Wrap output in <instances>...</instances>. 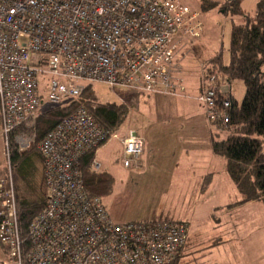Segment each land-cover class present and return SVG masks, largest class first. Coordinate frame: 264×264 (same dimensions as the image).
Returning a JSON list of instances; mask_svg holds the SVG:
<instances>
[{
  "label": "built area",
  "instance_id": "built-area-1",
  "mask_svg": "<svg viewBox=\"0 0 264 264\" xmlns=\"http://www.w3.org/2000/svg\"><path fill=\"white\" fill-rule=\"evenodd\" d=\"M202 32L200 13L186 0H0V128L7 168L0 177V244L10 264L175 263L187 239L186 221L117 222L103 199L85 190L82 155L116 133L109 135L82 106L40 139L35 123L43 102L58 105L78 95L82 80L131 93L182 94L177 73L191 48L183 37L196 40ZM209 77L196 99L209 122L226 123L228 115L214 107L215 75ZM118 141L121 164L136 166L143 139L130 130ZM35 144L44 205L22 236L11 151L12 145L27 151ZM92 168L98 169L95 159Z\"/></svg>",
  "mask_w": 264,
  "mask_h": 264
},
{
  "label": "rangeland",
  "instance_id": "rangeland-1",
  "mask_svg": "<svg viewBox=\"0 0 264 264\" xmlns=\"http://www.w3.org/2000/svg\"><path fill=\"white\" fill-rule=\"evenodd\" d=\"M186 2L190 8L199 11L205 27L204 33L199 39H191L189 36L183 37V40L187 41L191 48L182 60L180 71L177 73L185 87L182 94L141 93L140 102L135 107L129 101V98L135 93L129 92L126 87L116 85L111 88L101 82H91L101 100H118L127 108L126 117L113 131L117 138L110 137L111 139L105 148L97 151L96 160L102 162L101 157H106V153L117 151V139L124 137L130 130H134L142 138L140 126H147L151 121H157L158 117H170L171 112L174 114L175 112L184 113L183 115H185L187 110L195 113L202 111L207 122L205 123L206 128L210 132H220V136L224 135L221 132L223 129L209 124L204 105L196 99V96L211 81V77H209L211 74L209 73H207L209 80L204 78L205 63L218 53H221L222 58L226 59L232 20L240 22L241 18L236 16L232 19L215 9L202 10L199 5L200 0H186ZM255 2V0H243L241 2L246 13L253 12ZM47 80L48 78L44 80L42 91L40 90L44 99H46L48 90ZM88 83L90 82L82 80L84 86ZM220 85L223 90L232 95L238 104L242 102L245 88L241 79L232 78L229 81H224V83L221 82ZM55 106L57 104L43 102L39 114ZM0 135L2 142L3 136L1 133ZM4 149L2 147V151H0L1 168L6 163ZM31 150L38 153L36 144L27 151ZM29 165L30 167L24 174H20L16 167H11L14 186L16 185L19 191L24 194L38 193L40 185L45 191L40 154L39 157L33 155L26 166ZM105 166L106 164L102 165V167ZM107 169L110 170V168ZM112 169L113 173L120 171L118 165H115V168L113 166ZM6 173L7 168L5 166L0 177ZM114 175L115 181H117L118 176L117 174ZM178 176L177 171L174 176L175 180L176 178L179 179ZM176 184L178 185V182H172V187L156 200V207L160 211L156 217L187 222L188 234L183 246L185 250L180 264H264V205L262 200L239 201L241 195L225 171L223 174H219L208 191L202 194L193 188L189 190L180 189ZM109 198H111V194L104 197V202H107ZM147 204L146 200L142 203L137 195L136 200L131 205L138 210L142 209L140 210L142 212L148 207ZM0 264H10L1 244Z\"/></svg>",
  "mask_w": 264,
  "mask_h": 264
},
{
  "label": "trees",
  "instance_id": "trees-1",
  "mask_svg": "<svg viewBox=\"0 0 264 264\" xmlns=\"http://www.w3.org/2000/svg\"><path fill=\"white\" fill-rule=\"evenodd\" d=\"M242 1L200 0L199 4L202 10L215 9L232 19L236 16L241 18L240 22L232 20L226 59L218 53L205 63V74L215 75L212 86L216 96L214 107L219 113L225 112L228 115L226 123L221 119L209 122L211 126L223 129L221 132L224 133L223 136H220L218 131L211 133V148L215 154L225 159L224 170L241 195L239 201L260 199L264 205V0H257L252 13L245 12L241 5ZM203 33L204 28L202 35ZM232 78H239L244 84L245 91L240 104L220 85L221 82ZM83 87L78 95L39 114L35 123L38 138L53 128L64 116L81 106L89 111L109 135L114 133L113 131L126 117V106L118 100H101L91 82ZM140 97L141 93H135L129 101L136 107ZM225 99L229 100L228 106L222 103ZM106 141L84 153L79 163L86 192L103 200L112 193L114 178L109 171L92 168V161L96 148ZM38 153L34 150L17 151L12 145V166L16 167L20 174H24L30 167L26 165L29 164L31 157L33 155L39 157ZM2 174L3 167H0V175ZM212 176L211 172L203 176L199 183L201 192L206 190ZM14 187L20 232L25 236L28 223L44 205L45 191L40 185L38 193L24 194L16 185ZM153 219L184 221L162 217ZM184 250L185 248H182L174 264H180Z\"/></svg>",
  "mask_w": 264,
  "mask_h": 264
},
{
  "label": "crops",
  "instance_id": "crops-1",
  "mask_svg": "<svg viewBox=\"0 0 264 264\" xmlns=\"http://www.w3.org/2000/svg\"><path fill=\"white\" fill-rule=\"evenodd\" d=\"M241 5L244 9L242 3ZM185 113L183 115L184 113L171 112L170 117H158L157 121H151L147 126L138 125L143 136V151L137 165L130 169L124 168L120 162L121 144L118 139L117 151L106 153V157L102 156L103 163L96 160V153L103 150L111 138L96 148L94 159L98 168L109 171L115 182L111 198L107 202L103 200L114 221L152 219L160 213L156 207V200L172 187V182H178L176 186L180 189L193 188L202 194L207 192L219 174L225 171V159L215 154L211 148L212 132L206 128L207 122L203 112L187 110ZM2 142L4 144V138ZM2 142L0 138V151L4 147ZM103 164L106 166L102 167ZM115 165L120 168L118 173L112 171ZM5 166L6 163L3 167ZM177 171L179 179L175 180ZM210 172L213 173L212 179L206 190L201 192L199 183L203 176ZM114 174L118 176L117 181ZM137 195L142 203L144 200L148 202V207L142 212L140 211L142 209L138 210L131 205Z\"/></svg>",
  "mask_w": 264,
  "mask_h": 264
}]
</instances>
